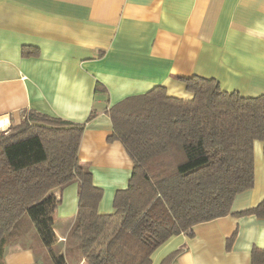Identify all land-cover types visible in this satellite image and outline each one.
I'll return each mask as SVG.
<instances>
[{
	"label": "crops",
	"instance_id": "obj_1",
	"mask_svg": "<svg viewBox=\"0 0 264 264\" xmlns=\"http://www.w3.org/2000/svg\"><path fill=\"white\" fill-rule=\"evenodd\" d=\"M195 75L245 96L264 93V0H0V128L21 125L30 112L76 123L95 112L79 157L104 189L102 214L114 211L134 167L122 142L110 140L108 110L156 86L190 98L178 78ZM57 195L56 249L69 264H86L72 237L79 184ZM263 200L264 143L256 141L254 186L235 197L229 215L171 237L152 264L174 252L176 264H253V248H264V218L237 213ZM20 219L8 233L5 263L43 264L34 244L14 246ZM38 245L49 253L40 238Z\"/></svg>",
	"mask_w": 264,
	"mask_h": 264
},
{
	"label": "trees",
	"instance_id": "obj_2",
	"mask_svg": "<svg viewBox=\"0 0 264 264\" xmlns=\"http://www.w3.org/2000/svg\"><path fill=\"white\" fill-rule=\"evenodd\" d=\"M178 79L190 98L156 86L107 112L110 140L121 141L134 163L112 213L99 212L104 189L79 157L95 112L84 123L30 112L21 125L0 130V264H6L8 233L24 214L53 263L69 264L56 249L55 214L57 191L72 182L79 184L72 237L86 264H152L154 252L174 235L231 213L235 197L255 183V143H264V93L226 91L215 78L197 75ZM251 214L264 218V200L237 213ZM176 254L162 264H176ZM252 263L264 264V248H253Z\"/></svg>",
	"mask_w": 264,
	"mask_h": 264
},
{
	"label": "rangeland",
	"instance_id": "obj_3",
	"mask_svg": "<svg viewBox=\"0 0 264 264\" xmlns=\"http://www.w3.org/2000/svg\"><path fill=\"white\" fill-rule=\"evenodd\" d=\"M33 224L34 223L32 222L28 214H24L22 216V218L20 219L19 225L15 227L14 232L11 235L12 238L13 237L17 238L16 241H18L15 243L14 246H18L20 244L32 243L34 244V250L36 252L38 259L41 260L43 264H53L51 261L52 258H51L50 253L48 252L46 254L43 253L40 246L38 245V240L39 238L41 240V237L36 227H34L35 225Z\"/></svg>",
	"mask_w": 264,
	"mask_h": 264
}]
</instances>
